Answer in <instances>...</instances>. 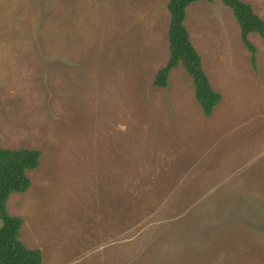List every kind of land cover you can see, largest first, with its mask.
I'll use <instances>...</instances> for the list:
<instances>
[{
  "label": "rangeland",
  "instance_id": "obj_1",
  "mask_svg": "<svg viewBox=\"0 0 264 264\" xmlns=\"http://www.w3.org/2000/svg\"><path fill=\"white\" fill-rule=\"evenodd\" d=\"M169 2L0 0V146L40 152L6 207L42 264H264V39L188 7L207 117L182 64L154 85Z\"/></svg>",
  "mask_w": 264,
  "mask_h": 264
},
{
  "label": "trees",
  "instance_id": "obj_2",
  "mask_svg": "<svg viewBox=\"0 0 264 264\" xmlns=\"http://www.w3.org/2000/svg\"><path fill=\"white\" fill-rule=\"evenodd\" d=\"M213 0H170L168 10L171 15L168 33L170 56L166 65L156 74L154 85L166 87L170 71L182 64L191 76L196 99L205 116L210 117L214 108L222 100L215 91L202 66V59L190 41L184 25L188 7L194 2ZM229 7L240 27L241 38L255 61L256 48L248 35L256 33L264 39V20L252 6L241 0H221ZM40 152L30 149H9L0 146V264H42L43 257L39 249L26 247L19 239L23 220L7 212L6 203L11 193L26 192L30 179L26 171L35 169L39 164Z\"/></svg>",
  "mask_w": 264,
  "mask_h": 264
}]
</instances>
